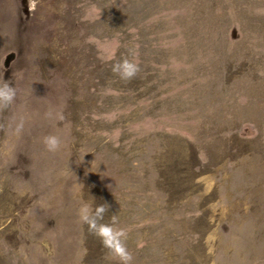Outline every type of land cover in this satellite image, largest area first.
<instances>
[{
    "label": "rangeland",
    "instance_id": "rangeland-1",
    "mask_svg": "<svg viewBox=\"0 0 264 264\" xmlns=\"http://www.w3.org/2000/svg\"><path fill=\"white\" fill-rule=\"evenodd\" d=\"M6 80L0 264H264V0H0Z\"/></svg>",
    "mask_w": 264,
    "mask_h": 264
},
{
    "label": "clouds",
    "instance_id": "clouds-1",
    "mask_svg": "<svg viewBox=\"0 0 264 264\" xmlns=\"http://www.w3.org/2000/svg\"><path fill=\"white\" fill-rule=\"evenodd\" d=\"M133 74L134 71L126 73L127 76ZM16 97L17 89L12 82L8 80L0 82V109L9 108L15 101ZM44 115L48 119H62V116L57 110L46 111ZM25 122L26 116L24 114H17L13 117L9 127H11L16 134H20L25 127ZM41 143L48 152H56L61 147L62 139L59 136L50 133L41 137ZM78 213L80 214V218L84 222H87L89 216L92 214V210L88 205L81 203L78 208ZM130 259V254L121 256V264H128Z\"/></svg>",
    "mask_w": 264,
    "mask_h": 264
}]
</instances>
